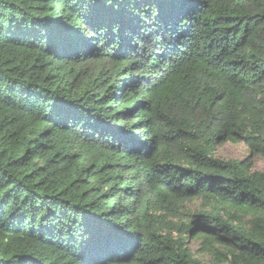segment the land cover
<instances>
[{"label":"trees","instance_id":"1","mask_svg":"<svg viewBox=\"0 0 264 264\" xmlns=\"http://www.w3.org/2000/svg\"><path fill=\"white\" fill-rule=\"evenodd\" d=\"M259 158L264 0H0V264H264Z\"/></svg>","mask_w":264,"mask_h":264},{"label":"rangeland","instance_id":"2","mask_svg":"<svg viewBox=\"0 0 264 264\" xmlns=\"http://www.w3.org/2000/svg\"><path fill=\"white\" fill-rule=\"evenodd\" d=\"M250 154L248 147L245 144H233L229 143L224 146H219L217 152L214 154L215 157H222L228 160H241L246 158ZM255 167L258 170L264 171V160L256 159ZM192 247L194 251L198 249V245L192 242ZM208 260V258H204V261Z\"/></svg>","mask_w":264,"mask_h":264}]
</instances>
